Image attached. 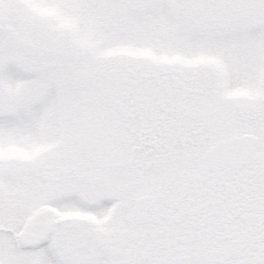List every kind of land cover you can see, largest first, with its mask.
Instances as JSON below:
<instances>
[{
	"label": "snow or ice",
	"instance_id": "1",
	"mask_svg": "<svg viewBox=\"0 0 264 264\" xmlns=\"http://www.w3.org/2000/svg\"><path fill=\"white\" fill-rule=\"evenodd\" d=\"M0 264H264V0H0Z\"/></svg>",
	"mask_w": 264,
	"mask_h": 264
}]
</instances>
